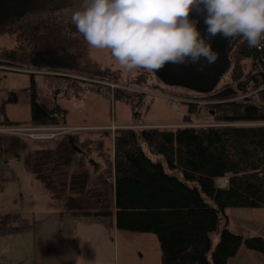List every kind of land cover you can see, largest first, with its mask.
Segmentation results:
<instances>
[{"label": "trees", "instance_id": "16d2710c", "mask_svg": "<svg viewBox=\"0 0 264 264\" xmlns=\"http://www.w3.org/2000/svg\"><path fill=\"white\" fill-rule=\"evenodd\" d=\"M43 2L0 0V34H14ZM29 57L39 68L73 65L53 48ZM231 59V82L205 97L212 103L204 106L209 122L200 124L212 126L196 127L195 107L185 104L182 121L195 127L80 131L39 148L0 136V145L7 146V152L17 150L16 156L28 148L25 169L62 204L61 215L153 234L161 264H227L242 247L264 256V238L231 232L226 214L229 209H264V48L258 51L242 39ZM68 112L58 105L48 109L32 99L29 121L4 119L0 125L70 128ZM91 156L101 163L98 172L89 165ZM166 170L178 171L179 176ZM222 178H227V185L220 190L215 183ZM3 188L0 185V191ZM33 229L18 214L0 215V236Z\"/></svg>", "mask_w": 264, "mask_h": 264}, {"label": "rangeland", "instance_id": "374dc122", "mask_svg": "<svg viewBox=\"0 0 264 264\" xmlns=\"http://www.w3.org/2000/svg\"><path fill=\"white\" fill-rule=\"evenodd\" d=\"M58 1L54 4L56 8L53 10L42 5L38 12L20 22L19 26L17 25L14 34H0V66L5 65L3 68L12 69H0V122L4 119L12 122L28 121L30 102L33 99L40 105L46 103L49 106L58 105L60 108L68 109L69 121L67 123L73 126L80 125L78 126L80 130L74 132L68 130V133L64 131L52 132L50 131L52 126L41 127L48 131L38 130L37 140L29 139L30 131H26L24 136H16V138L23 139V143L29 146L38 145L37 148H39L43 143L58 139L64 134L80 131L100 132L101 130L113 133V130L119 127L117 125L139 126L140 128L133 127V130L139 131L148 129L141 124L152 125L151 128L156 126L154 129H166L162 128L163 126H170L171 129H185L209 122L204 107L206 105L203 104L208 102L205 97L211 95L202 97L191 94L194 96L191 99L194 105H191L196 106L198 113L192 116L196 123L195 126H189L182 121V116L187 113V106L179 104L180 109L175 112L176 107L169 100L174 96L157 86L156 80L151 75L137 70L131 73L125 72L112 59L107 60L101 68H98L99 70H94V64L104 58L107 51L89 47L83 36L78 34L74 28L72 33H69L68 28L55 27L58 34H54L48 27V25L51 26V20H69L73 12L80 7L78 0ZM43 48L57 50L60 56L76 65V70L66 71L62 66L57 69L34 66L29 56L32 52ZM233 51L230 53V69L217 86L218 88L215 90L217 92L231 82L230 73L234 66V61L231 59ZM54 74L67 75L68 78L54 76ZM33 96L35 98H32ZM64 96L65 98H63ZM179 96L182 99H187L190 95ZM168 122L178 124L175 126L162 125ZM0 128L6 127L0 125ZM110 145L112 148V143ZM2 148L5 152L2 151ZM6 150L7 146H1L0 157H5L4 161L8 167L1 171L0 175V185L4 186L0 191V214H18L21 218L33 222V226L38 232L50 229L52 225H56L60 229L64 226L76 227L78 225L76 220L69 216L59 215L61 205L52 201L41 183L25 169L24 161L29 154L28 148L26 147V151L21 152L20 156H16L19 152L15 149L9 152ZM92 159L94 161L90 160L89 165L92 169L94 167L95 172H98L101 163H97L96 156H93ZM152 159L155 160V157L152 156ZM72 170L68 169V175ZM166 171L179 176L178 171L176 173ZM242 213H248V215H242ZM226 214L231 222L230 231L233 232L238 227L246 228L248 231L254 228L252 236L264 238V209H229ZM113 237L118 244L120 254L130 258L120 259L127 264H144L147 262L146 258L154 256V251L160 259L158 240L153 234L120 230L115 232V235L112 234ZM211 238L214 242L217 234H213ZM2 248L10 255L11 250L15 249V245L8 243ZM246 253L247 250L242 247L233 263L239 264L241 259H254L247 256ZM142 257L143 259H141ZM4 260L10 264L8 259Z\"/></svg>", "mask_w": 264, "mask_h": 264}, {"label": "clouds", "instance_id": "9594fccd", "mask_svg": "<svg viewBox=\"0 0 264 264\" xmlns=\"http://www.w3.org/2000/svg\"><path fill=\"white\" fill-rule=\"evenodd\" d=\"M192 13L203 17L207 37ZM71 19L89 47L107 51L128 73L202 59L211 65L217 35L264 48V0H82Z\"/></svg>", "mask_w": 264, "mask_h": 264}, {"label": "crops", "instance_id": "0c3cea01", "mask_svg": "<svg viewBox=\"0 0 264 264\" xmlns=\"http://www.w3.org/2000/svg\"><path fill=\"white\" fill-rule=\"evenodd\" d=\"M3 66H0V69L3 68ZM3 69L12 70L9 68H3ZM31 72L36 73L35 71H31ZM54 76L64 77L60 74L57 75L55 74ZM63 98H65V96ZM43 105L48 109L53 107L47 105L46 103ZM179 109L180 107H176L175 112L178 111ZM68 121H69V114H67L66 117V125L69 126V124L67 123ZM177 124L178 123L168 122L162 125L175 126ZM127 125L128 124L117 125L119 126L117 128H122V127L139 128V126H127ZM141 125H145V127L147 128H151L152 126L148 124H141ZM21 126H38V125L28 124ZM71 126L78 127L80 125L78 126L71 125ZM41 127H45V126H41ZM52 127H63V126L58 125ZM153 128H156V126H153ZM0 136L7 137V135H3V134H0ZM20 140L23 141V139ZM1 146L5 147V145H0V148ZM2 150H4V148H2ZM4 159H5L4 156L0 157V175H1V171H3L8 167V164L5 163ZM1 162H3V164H1ZM48 195L50 199L54 201L51 198L50 194ZM59 204L61 205V210L59 214L61 216V211L63 209V206L61 203ZM243 211L248 212L247 210H243ZM242 215L247 216L248 213H242ZM74 220L78 222V225L72 228L64 226L63 228L60 229L56 225H52L50 229L41 230L38 232L34 227L32 231L25 234L0 236V264H7V262H5L4 259H8L10 264H40V263L41 264H127V262L120 259H130V258L128 256L122 255V253L120 254L118 244L116 240H114V237L112 238V234L115 235V232L120 231L117 230L115 225L107 227L94 220H82V219H74ZM31 223L33 224V222ZM230 226H231V222L229 220L227 225V228L229 230H230ZM249 231L246 228L238 227L237 230L233 231V233L242 235L244 237H254L251 234L252 232H254V228H251V230ZM10 237L14 239H8ZM215 241L213 243H215ZM8 243L15 245V249L11 250L10 255H8L7 251L2 248L4 245ZM240 250L238 251V253L234 258L228 260L227 264H234L233 262L234 260L237 259ZM251 253H255V252L247 250L246 254L247 256H250L251 258L254 259H248V260L241 259L239 264H264V259H261L264 256L258 253H256L258 255H254ZM153 254L154 256H151L150 258H146L147 262L144 264H161L159 263L160 259H158V256L155 255V251L153 252ZM160 258H161V252H160ZM141 259H143V257ZM255 259H258L259 261Z\"/></svg>", "mask_w": 264, "mask_h": 264}, {"label": "water", "instance_id": "95a60500", "mask_svg": "<svg viewBox=\"0 0 264 264\" xmlns=\"http://www.w3.org/2000/svg\"><path fill=\"white\" fill-rule=\"evenodd\" d=\"M192 18L199 20L197 25L198 30L202 35L207 37V26L204 24L203 17H197L195 13H192ZM242 39L243 37H237L229 40L220 35L212 39L210 41L212 49L218 54V59L211 65H208L206 61L202 59L200 64L195 65L191 63H168L161 70L151 72L163 83L170 86L182 87L192 91L195 95L202 96L213 94L216 92L217 86L230 69V53L238 46ZM201 65H203L202 71L198 70ZM192 98H194V96H192ZM211 114H213L212 111Z\"/></svg>", "mask_w": 264, "mask_h": 264}, {"label": "flooded vegetation", "instance_id": "af4514ba", "mask_svg": "<svg viewBox=\"0 0 264 264\" xmlns=\"http://www.w3.org/2000/svg\"><path fill=\"white\" fill-rule=\"evenodd\" d=\"M79 1V4H81L82 0H78ZM59 1L58 0H44L43 4L46 7H48L49 9L53 10L56 8V3H58ZM50 25H48V27L50 28V30L54 33V34H58L57 31H56V28L55 27H64V28H68L69 29V33H72L73 31V28L76 29L75 25L72 23V19L71 17L69 18V20L67 21H64V20H61V21H57L56 19L54 20H51L50 21ZM54 26V27H52ZM38 30V28H37ZM77 30V29H76ZM33 32V31H32ZM65 32L67 33V31L65 30ZM78 32V31H77ZM78 34H80L78 32ZM105 57L104 58H101L98 62H96L94 64V70H99L98 68H101L102 65H104L107 60L109 61L110 59H112V57L110 56V54L108 52H106L105 54ZM229 59H230V55H229ZM113 62L114 59H112ZM76 65L73 63V65H69L67 67H64L63 70H68V71H74L76 70ZM138 72H143L145 73L146 75H151L157 82V86L161 87L164 91H166V93H169V95L171 96H174V97H179L181 98L179 95H190L188 98H192L193 95L191 94H194L193 92L187 90V89H184L182 87H178V86H170V85H167L165 83H163L162 81H160L154 74L150 73L148 70H144V69H139L137 70ZM228 73V72H227ZM154 75V76H153ZM81 79V78H80ZM218 88V87H217ZM206 95H202V97H205ZM179 107V106H178Z\"/></svg>", "mask_w": 264, "mask_h": 264}, {"label": "built area", "instance_id": "2783aa9c", "mask_svg": "<svg viewBox=\"0 0 264 264\" xmlns=\"http://www.w3.org/2000/svg\"><path fill=\"white\" fill-rule=\"evenodd\" d=\"M255 49H257L258 51H260L262 48L261 47H253ZM212 95V94H210ZM193 98H187V99H182V98H179V97H170L169 100H171L172 104L177 107L179 104H193L194 105V102L193 100H191ZM209 104H212L211 102H206L205 104L203 105H209ZM195 107V112L196 114L198 113V109H196V106ZM201 126H207V125H201ZM213 126H218V125H213ZM80 127H72V128H68V127H53L52 129H50V131L52 132H57V131H64L66 133H68L70 131L74 132V131H78L80 130L79 129ZM38 130H47V129H44V128H41V126H19V127H6V128H0V134H3V135H7V136H12V137H16V136H24V132L26 131H30L31 134L29 136V139L31 140H37V131ZM48 131V130H47ZM227 185V179L226 178H222V179H219L216 181L215 183V187L217 189H224Z\"/></svg>", "mask_w": 264, "mask_h": 264}]
</instances>
